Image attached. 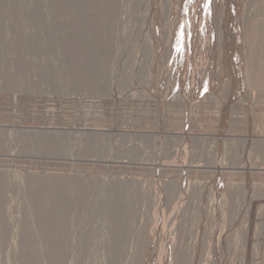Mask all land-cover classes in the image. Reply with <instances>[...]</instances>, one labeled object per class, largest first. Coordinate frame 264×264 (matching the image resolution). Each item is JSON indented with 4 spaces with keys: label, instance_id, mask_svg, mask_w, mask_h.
I'll return each instance as SVG.
<instances>
[{
    "label": "rangeland",
    "instance_id": "1",
    "mask_svg": "<svg viewBox=\"0 0 264 264\" xmlns=\"http://www.w3.org/2000/svg\"><path fill=\"white\" fill-rule=\"evenodd\" d=\"M62 1L46 37L42 0H0V264H241L264 216V0H117L86 42L94 86Z\"/></svg>",
    "mask_w": 264,
    "mask_h": 264
},
{
    "label": "bare ground",
    "instance_id": "2",
    "mask_svg": "<svg viewBox=\"0 0 264 264\" xmlns=\"http://www.w3.org/2000/svg\"><path fill=\"white\" fill-rule=\"evenodd\" d=\"M38 1V0H37ZM41 1V0H39ZM43 1L45 0H42V5H43ZM50 1V0H49ZM56 1V0H55ZM58 1V0H57ZM116 1L117 0H63L62 3L64 4V6L66 8L63 7V10H65L66 12V15L69 16V20L67 22H65V25H62L63 28L67 29L68 30V33L65 35V39L64 41L67 43V45L70 46V49H73L75 46L76 48L78 49V53H72L73 55H80L81 57H83L85 63H86V58L88 57L90 59V62H91V66L87 65L86 68H87V71L85 70L83 75L85 76V78L87 79L88 82L87 85L89 86V82L93 83V86L95 84V81L101 79L102 77V73L103 71L102 70H98L97 69V64L99 63L100 65V61H102V55L99 57L100 53L104 54V51H100L99 53L95 54L96 50H94V47L91 42H89V44H87L86 42L89 41L91 38H93V33H95L94 29H97V33L95 34H98V31H102L103 32V35L102 37H105L108 42H109V29L112 27H110L111 25V22L114 21L112 20V13L113 12H116L118 9L116 7ZM128 0H122V2H126L127 3ZM143 1V0H142ZM60 2V1H59ZM129 2V1H128ZM33 3H34V0H33ZM40 3H35V5L38 7L37 9L39 10L41 7V4ZM46 3V2H45ZM45 3L43 5V8H41V11L39 12H42L44 14L45 11H43L44 7H45V10H46V6H45ZM49 2H47L48 4ZM53 3V2H52ZM52 3H49L50 5H52ZM58 3V2H57ZM119 3V2H117ZM125 3V4H126ZM40 4V5H39ZM60 4V3H59ZM61 4V5H63ZM144 4V3H143ZM49 5V6H50ZM58 5V4H56ZM128 3L125 5L127 6ZM130 5V4H129ZM99 6V7H98ZM148 6V5H147ZM150 6V5H149ZM148 6V7H149ZM52 7V6H51ZM60 6L58 5V8ZM130 7V6H129ZM34 8V7H33ZM32 8V9H33ZM98 8V9H97ZM123 8V6H122ZM125 8V7H124ZM146 8V7H145ZM52 9V8H51ZM62 9V8H60ZM34 10V9H33ZM59 10V9H58ZM62 10V11H63ZM93 10V11H92ZM116 10V11H115ZM128 10V9H126ZM60 11V10H59ZM34 15L32 20H33V23L35 24V26L41 30V28L44 30L45 29V36L46 37H49L51 34H53V29H54V25H53V19L51 17V14H53L52 12H46L47 13H51L49 16L47 14H44V15H47L48 17H44L43 14V17L42 16H39L38 14V11H36V9L34 10ZM37 12V14H36ZM45 12V13H46ZM61 12V11H60ZM121 12V11H120ZM129 12V11H128ZM64 13V12H63ZM117 13V12H116ZM125 13V12H124ZM149 13V12H148ZM62 14V13H61ZM117 15V14H116ZM54 16V15H53ZM115 16V15H114ZM125 16V15H124ZM51 17V18H49ZM116 17V16H115ZM118 17V16H117ZM122 18V17H121ZM40 20H46V23H44L43 25L39 24V26L36 24L38 21ZM116 20V18H115ZM55 22H56V19H55ZM54 22V23H55ZM115 22H113V25H114ZM114 27V26H113ZM56 28V27H55ZM42 31V30H41ZM112 31V29H111ZM228 32V31H227ZM102 34V33H100ZM111 34V33H110ZM122 35V34H121ZM95 36V35H94ZM98 36V35H96ZM91 37V38H90ZM99 38H101V36H98ZM97 37V38H98ZM104 38V39H105ZM95 39V38H94ZM96 40V39H95ZM102 41H103V38H102ZM106 42V41H105ZM85 45V46H84ZM68 47V46H67ZM88 47V48H87ZM69 49V50H70ZM107 49H105V53H108V51H106ZM72 52V51H71ZM105 55V54H104ZM72 57V56H71ZM104 58V57H103ZM82 59V58H81ZM105 61V60H104ZM88 62V64L90 63ZM82 63V62H81ZM84 63V64H85ZM87 64V63H86ZM101 66V65H100ZM102 67V66H101ZM103 68V67H102ZM108 68V67H107ZM106 68V69H107ZM106 76V75H105ZM104 80V79H103ZM100 82V81H99ZM47 137V136H46ZM42 140V139H41ZM57 140V139H55ZM45 141V140H43ZM42 141V142H43ZM54 141V140H53ZM41 142V143H42ZM56 142V141H55ZM257 142V141H256ZM64 143V142H63ZM60 146V145H59ZM56 148V147H55ZM60 148V147H59ZM59 151V150H58ZM30 179V178H29ZM52 179V178H51ZM49 180V179H48ZM57 181L56 178H53L52 180L50 181H53L54 182ZM38 181V180H37ZM40 183V182H39ZM62 183L64 184V181H62ZM61 183V184H62ZM32 184V183H31ZM52 184V183H51ZM56 185V184H55ZM60 185V184H59ZM115 186V185H114ZM58 187V186H57ZM63 188V187H62ZM40 189V188H39ZM66 189V188H65ZM115 190V189H114ZM51 191V190H50ZM61 192V191H60ZM43 193V192H42ZM50 193V192H48ZM47 193V194H48ZM55 194V193H54ZM41 195V194H40ZM62 196V195H61ZM33 197V196H32ZM54 197V196H53ZM63 197V196H62ZM61 197V198H62ZM65 197V196H64ZM55 198V197H54ZM47 199V198H46ZM64 199V198H63ZM44 200V198H43ZM51 200V199H50ZM58 200V199H57ZM60 200V199H59ZM48 202V201H47ZM250 204V203H249ZM45 205V204H44ZM37 206V205H36ZM249 206V205H248ZM43 207V205H42ZM49 208V207H48ZM62 208V207H60ZM56 209V208H55ZM66 209V208H65ZM43 210V208H42ZM54 210V209H53ZM60 210V209H59ZM58 210V211H59ZM248 212L246 215L249 216L250 214V206L249 208L247 209ZM58 211L57 209L53 211V213L51 214V216H48L49 219L44 223L46 225H49V226H53V228H55V225L56 224H59L57 223V221L55 220V217L57 218L58 216ZM63 211V210H62ZM247 217V216H246ZM248 218V217H247ZM60 219V218H59ZM246 219V218H245ZM42 223V222H41ZM120 223V222H119ZM249 220L246 219L244 222H243V225H242V231L244 233V240H243V249H242V253H241V264H244L245 263V251H246V245H247V235H248V231H249ZM34 227V225H33ZM57 228H61V226L59 225V227L57 226ZM32 230V229H31ZM38 231V230H37ZM63 231V230H61ZM121 232V231H120ZM33 233V232H32ZM119 235V233H118ZM53 239V238H52ZM60 239V238H59ZM119 239V238H118ZM61 240V239H60ZM29 241V240H28ZM56 241V240H55ZM63 244V243H62ZM61 244V245H62ZM61 250V249H60ZM38 252V251H37ZM42 252V251H41ZM60 252V251H59ZM58 252V253H59ZM64 253V251H63ZM35 258V257H34ZM35 260V259H34ZM43 260V259H42ZM200 260V259H199ZM208 260V259H207ZM31 261V260H30ZM205 261V260H204ZM209 261V260H208ZM35 262V261H34ZM218 262V261H217ZM200 263V261H199ZM206 263V262H205Z\"/></svg>",
    "mask_w": 264,
    "mask_h": 264
},
{
    "label": "crops",
    "instance_id": "3",
    "mask_svg": "<svg viewBox=\"0 0 264 264\" xmlns=\"http://www.w3.org/2000/svg\"><path fill=\"white\" fill-rule=\"evenodd\" d=\"M258 229L254 235V248L245 254L244 264H264V216H260Z\"/></svg>",
    "mask_w": 264,
    "mask_h": 264
}]
</instances>
